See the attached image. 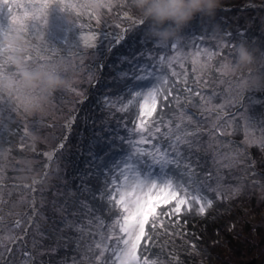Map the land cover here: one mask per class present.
Listing matches in <instances>:
<instances>
[{
  "label": "rangeland",
  "instance_id": "374dc122",
  "mask_svg": "<svg viewBox=\"0 0 264 264\" xmlns=\"http://www.w3.org/2000/svg\"><path fill=\"white\" fill-rule=\"evenodd\" d=\"M30 1L8 2L0 15V264H123L128 250L110 240L117 219L102 217L121 205L93 201L72 153L90 159L95 149L127 144L149 192L165 197L140 209L144 220L131 206L126 216L154 237L169 229L159 246L178 251L160 250L151 262L264 264V55L254 39L264 32V0H169L166 29L148 33L146 52L128 48L122 13L144 32L152 28L146 1L154 0ZM172 23L181 41L168 40ZM128 67L151 71L120 86ZM93 92L104 105L91 115ZM118 119L133 126L127 134ZM112 131L94 142V133ZM138 139H149L146 150ZM123 158L112 162L104 190L118 201L135 194L129 185L116 193ZM206 222L213 230L204 231ZM120 228L139 225L126 219Z\"/></svg>",
  "mask_w": 264,
  "mask_h": 264
},
{
  "label": "trees",
  "instance_id": "16d2710c",
  "mask_svg": "<svg viewBox=\"0 0 264 264\" xmlns=\"http://www.w3.org/2000/svg\"><path fill=\"white\" fill-rule=\"evenodd\" d=\"M10 1L12 0H4V2H2L0 0V15H2L3 10H5L6 4L8 3V6H13V5H19L22 6V4H33L30 0H28L27 2L23 3V0H16L14 3L10 4ZM174 1V0H172ZM53 2V1H52ZM175 2V1H174ZM182 2V1H181ZM180 2V3H181ZM146 6H148L149 8L145 7L144 13L146 15V17H148L150 19V22L152 24V28L147 29L146 31L142 32H135V29L132 27L134 20L132 21V17L127 15L128 11H124V13H122V17L123 22L125 24H127L126 27V32L128 31L127 29L129 28L128 33L125 32L126 37L125 40L129 43V49L131 50H136V52L140 51V50H144L146 52L147 49V41H150L148 38V33L149 32H153L155 33L156 29L157 30H163L166 29V25H167V20L165 18L162 17V11L168 10L169 9V0L166 1V3L163 5L162 0H154V3L148 4V2L146 1ZM179 3V4H180ZM182 5H184V1L182 2ZM47 6V5H46ZM45 3L42 4L43 8H46ZM159 18V19H155V18ZM21 19L26 20L24 17H21ZM140 19V18H139ZM138 19V20H139ZM143 19V18H142ZM131 20V21H130ZM137 21V20H135ZM14 22V21H13ZM15 25H17L18 27H20V32L24 33L25 35H30L29 30L27 28H23L21 27L18 23L14 22ZM28 24V21H27ZM129 25V26H128ZM4 26V23H3ZM171 34L169 33L168 35V40H170L171 38H179V41H181V38H183L184 36L180 35V31H183L182 28L178 27L175 23H172L171 27ZM1 31V30H0ZM77 34H79L81 36L82 32H78ZM76 34V36H77ZM259 40L254 38L257 42V44H260V52L261 54L264 55V32H260L259 33ZM128 39V40H127ZM186 45L184 47L187 46V41L185 42ZM38 53V52H37ZM34 57H38L40 58L41 56H34ZM45 59H47L48 61L51 60L50 57H46ZM129 71L126 73L125 77L120 81H117L118 84L120 86L124 85H128L130 84L132 87L135 85L136 81L137 83L139 82V78L140 77H146L147 78V74L149 73L151 70L148 69H144L142 71L146 72H142L139 73V75L137 74L139 71V69H137V67L135 69H131L130 67ZM119 71H121V68L118 69ZM184 71V70H183ZM146 74V75H145ZM183 76V75H182ZM188 76H184L182 82L183 84L187 85V83L189 84L190 81H187ZM186 81H185V80ZM97 81V80H96ZM175 81V79H174ZM101 82L105 83L103 81V79H101ZM146 82V84L150 83V80H146L144 81ZM176 84V83H175ZM191 86V84H190ZM176 88H178L176 86ZM179 88H182L179 85ZM92 90V89H91ZM180 92V91H179ZM97 92H93V94L90 95V93L88 94V97L86 98V102L90 103V108L88 109V111H91V115L95 114L97 111H100L101 108V103L104 102L103 99L101 98H96L95 102L93 101L94 99V95H97ZM90 99V100H89ZM104 105V103H103ZM83 109H87V106L83 107V105L80 108V111L82 113ZM87 111V112H88ZM84 112V111H83ZM81 113H79V118L81 116ZM75 117V115H74ZM76 120V119H75ZM88 122L90 119H86ZM86 120H84L85 124H87ZM119 123H123V119H118ZM77 123V122H76ZM128 122L123 123V126L121 128V131H119V134H127L128 133V129L131 126H127ZM138 125V124H137ZM109 127H112L111 125ZM138 127V126H137ZM149 128V127H148ZM151 129V128H149ZM141 130V128H140ZM144 133H150L149 131L145 130L142 131V134ZM103 135V137H102ZM97 134L94 133V142L98 143V144H103L102 142L99 143L100 141H102V139L104 138H109V137H115L114 135V131H112L111 133H108L107 136H105V134ZM121 135V137H122ZM137 135L134 136V138ZM102 138V139H101ZM124 139H126L125 137H123ZM150 139V138H149ZM148 139V140H149ZM141 142V140L138 139L139 144L142 148V150H146V142ZM129 145V147H128ZM144 146V147H143ZM103 149L105 150V152L103 153ZM103 149H95V152L93 153V155H91L92 157L90 159L85 158V157H76L75 153H72V157L74 158L72 160V163L76 165H80V168L82 169V172L80 173V170L78 172H76V175L78 176L77 178V182H80L82 184H84L85 186H87V189L89 191H91L92 193V199L94 202H98L100 199L105 198V200L102 201V206L99 204V202L97 203L102 209L104 207H108L110 204H114L117 205L120 203L121 205V209L118 211L114 210L110 211V216H113L114 218H110L107 216H104L103 214V218L104 220H106L107 222H113V220L116 218L117 219V228L114 230V233L111 234V242L113 243H119V247L120 249L123 250H128L127 254L129 255L128 257H126L125 259H123V264H129L130 260H131V264H144V262L146 261V264H156L154 262H151V258L156 257L159 254L160 250H163L165 252L166 255L168 256H175L178 255V251L175 249L173 250V248H171V246H163L160 248L159 244L163 242L168 243L169 238L171 239V237H164L165 235L168 234V231H162L161 234L159 233V235L156 237L151 236L148 234L149 229H141L140 228V221H138L139 218H142L143 220L147 218L146 213L141 214L140 213V209L142 207H149V206H154L152 205V203L155 204L156 200L158 198L160 199H164L165 195H159V194H153L154 192H149V185L146 184V180L144 179V167H142L143 162L138 163V158L140 156H138L137 153H134V149L131 146V144H127V148L124 146H120L119 148H117V150L113 149L112 146L110 147H106ZM97 155L101 156V160L97 161ZM105 155V157L103 156ZM121 156V158H124L126 161H128V163H126V167L124 168L125 173H120V178H121V184H120V192L116 191L117 194H121L122 193V186L123 185H129V186H133L135 188V194L132 196L127 195H120V201H118L117 196H106L104 193V190L106 189V185L108 184V181H111V179L113 178V175L115 173L114 169H112V162L116 159V157ZM79 156V155H78ZM76 157V159H75ZM146 158V157H145ZM144 158V159H145ZM129 159H135V161H129ZM48 160V159H46ZM75 160V161H74ZM94 160V161H93ZM262 161V160H261ZM131 162H134L133 164ZM145 166V164H144ZM73 167V166H72ZM146 167V166H145ZM261 168L264 169L263 166H259ZM74 168V167H73ZM142 173V174H141ZM262 173H264V170L262 171ZM156 175H160V171L158 170L156 172ZM76 182V183H77ZM224 192H220V195H222ZM210 198L211 194H209ZM206 197V198H208ZM106 201V203L104 202ZM111 201V202H110ZM223 201V200H222ZM117 202H119L117 204ZM78 204H80V202H78ZM95 204V203H94ZM95 204V205H97ZM171 204V203H170ZM174 205V203H173ZM226 206H228V204H225ZM129 206H131L132 212H134L135 216L137 215V213L139 214V218H130L126 216L125 213V209H127ZM77 208H79V212L83 211V207L80 208V205H76ZM207 218L204 214H202V219ZM126 219H130L134 225H139V230L137 228L136 232H123L120 228V225L126 220ZM135 220V221H133ZM223 222V220H221V223ZM146 224V223H145ZM205 229L204 231H210L213 230V228H211V224L209 222L204 223ZM228 224H224V227H227ZM212 233H216L215 231H213ZM169 234H171V232L169 231ZM132 235V236H131ZM164 235V236H163ZM163 236V237H162ZM194 236V234H193ZM11 251V249H10ZM5 253H9L8 251H5ZM75 253L74 251L71 252V254ZM160 255V254H159ZM104 258H106V256H104ZM106 261V259L104 260ZM85 264H88V262H86ZM113 264V263H111ZM158 264V263H157Z\"/></svg>",
  "mask_w": 264,
  "mask_h": 264
},
{
  "label": "water",
  "instance_id": "95a60500",
  "mask_svg": "<svg viewBox=\"0 0 264 264\" xmlns=\"http://www.w3.org/2000/svg\"><path fill=\"white\" fill-rule=\"evenodd\" d=\"M245 264H254V259H252L251 261L245 263Z\"/></svg>",
  "mask_w": 264,
  "mask_h": 264
}]
</instances>
